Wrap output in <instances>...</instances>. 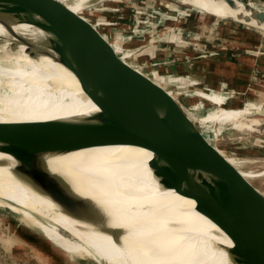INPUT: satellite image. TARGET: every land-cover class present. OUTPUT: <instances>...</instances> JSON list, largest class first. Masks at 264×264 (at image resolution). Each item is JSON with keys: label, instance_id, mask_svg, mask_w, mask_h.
<instances>
[{"label": "water", "instance_id": "obj_1", "mask_svg": "<svg viewBox=\"0 0 264 264\" xmlns=\"http://www.w3.org/2000/svg\"><path fill=\"white\" fill-rule=\"evenodd\" d=\"M80 1L0 0V25L6 31L0 44L7 42L12 51L23 46L31 57L48 56L72 72L97 105V110L85 115L0 121V153L12 159V175L49 199L62 214L118 242L122 230L108 227L93 202L51 172L45 158L104 145L148 148L152 153L148 165L160 185L191 198L195 209L228 238L230 246L225 250L230 264H264V190L231 157L234 163H230L214 143L223 130L200 126L178 100V91L172 89L179 87L175 83L183 76L176 66L192 62V57L171 52L166 62L153 54L147 60L151 73H143L130 57L151 46L150 42L136 46L142 32L139 15L101 19L100 23L110 27L106 32L84 14ZM224 1L230 7L236 5V0ZM238 1L248 14L238 15V19L220 18L264 30V6L259 9L252 0ZM75 2L81 5L80 12L70 9V3ZM20 24L29 25L39 35H20L12 28ZM161 33L155 34V40L162 42ZM163 64L168 65V73ZM205 90L222 99V93ZM221 104L216 105L219 108Z\"/></svg>", "mask_w": 264, "mask_h": 264}, {"label": "bare ground", "instance_id": "obj_2", "mask_svg": "<svg viewBox=\"0 0 264 264\" xmlns=\"http://www.w3.org/2000/svg\"><path fill=\"white\" fill-rule=\"evenodd\" d=\"M180 1L219 17L238 19V15L248 14L238 0L234 7L224 0ZM80 6L69 5L77 12ZM261 26L264 28V23ZM12 28L22 36L39 35L29 25ZM3 36L6 31L0 25V37ZM95 110L96 103L62 65L45 55L31 57L23 46L12 51L7 42L0 44V121L45 120ZM243 114L223 109L198 120L240 126ZM151 155L150 149L142 146L117 144L45 158L51 172L93 202L108 227L122 230L118 242H114L92 226L66 217L67 240L73 249L78 255L105 264H230L225 250L230 246L228 238L195 209L191 198L160 185L148 165ZM0 163V181L6 182L0 183L2 190L13 197L22 193L26 198L46 202L41 208L61 222L60 212L49 199L12 175L13 161L8 155L0 153Z\"/></svg>", "mask_w": 264, "mask_h": 264}, {"label": "rangeland", "instance_id": "obj_3", "mask_svg": "<svg viewBox=\"0 0 264 264\" xmlns=\"http://www.w3.org/2000/svg\"><path fill=\"white\" fill-rule=\"evenodd\" d=\"M247 1L249 0L243 2ZM252 1L255 7L263 8V0ZM80 2L84 14L93 21L98 22L99 26L102 27L104 24L100 23L101 19L106 21L112 20L117 15L124 17L129 16V14L139 15V28L142 32L138 38L139 43L133 41H135L136 46L146 42H150L151 46L145 48V50L143 49V51H136L130 57L133 61H136L138 67L147 70L146 73L148 74L151 71L147 60L151 59L153 54L161 55L162 59H166V62L171 58V52L173 54L174 52L187 54L192 57V60L197 61V65H200L211 56H216L215 54H225L226 59L233 60L242 48L247 47V43H259L262 39V45H264L263 29L236 20L217 17L180 0H81ZM159 3H165L164 7L168 6L169 13H159L158 9H154L153 12H156L155 17H150L151 13L148 14V12L152 10L155 4ZM165 21H170L171 24L163 29L156 23ZM238 29H249L259 39L256 37L258 40L254 41V38L248 40L240 34L236 35ZM102 30L111 31L108 26H104ZM164 31L171 32L173 35L171 37L173 43L169 44L168 41L167 46L164 42L154 38L156 33ZM166 39L163 40L166 41ZM130 43L135 45L132 41ZM172 45L178 48L175 49ZM210 45L217 46L219 50L227 51V53L220 52L218 49H215L216 51L208 50ZM257 49L258 47L243 54L252 53L264 56L256 52ZM159 52H162V54ZM188 52H191V54ZM187 59L185 58L184 61H187ZM189 63L178 64L180 73L183 76L175 83L179 87H172L174 91H178V100L190 110L192 117H195V119H200L212 109L210 112L221 111L216 110L218 109L216 104L206 101L200 96V91H207L205 87L212 88L215 94H223V96L221 95L224 103L221 104L222 107L227 109L243 107L242 110L238 109L244 112L243 116H246L240 118V126H235L230 122L200 121L198 123L206 129L223 130L222 136L217 140L214 139V143L228 156L230 163L235 161L238 168L247 173L249 179L264 190V105L260 106L262 108L249 111V107L246 106L239 95L249 92L258 93L264 97V70L259 67L253 73V75L257 74L254 75L256 79L251 75L248 81L247 79L236 81L234 75L239 74L237 67H227L225 73L230 76V83L233 84L230 86L226 83H219L217 87L210 82H206L205 78L202 79L200 69L193 75L194 72L192 73L188 67ZM246 63L249 65V61H246ZM164 66L165 64L161 67ZM165 69L168 73V65L165 66ZM209 76L212 78L217 77L214 73ZM248 85L250 89L243 91ZM255 106L257 105L255 104ZM244 175L246 176V174ZM0 183L6 182L0 181ZM13 190L18 192L16 189ZM44 203L46 202H39L31 197L26 198L22 193L13 197L0 188V264H105L78 255L70 240L69 242L67 240L69 234L66 226L69 223L66 217L68 216L60 212L59 219L62 218V220L57 222V219L41 208V204L44 205ZM74 252L77 254L76 256Z\"/></svg>", "mask_w": 264, "mask_h": 264}, {"label": "crops", "instance_id": "obj_4", "mask_svg": "<svg viewBox=\"0 0 264 264\" xmlns=\"http://www.w3.org/2000/svg\"><path fill=\"white\" fill-rule=\"evenodd\" d=\"M258 1H260V0H258ZM263 2H264V0H263ZM164 6H165V3L155 4L153 6L152 10H150L148 12V14L151 13L149 16L150 17H153V18L155 17V13L156 12H153L154 9H158L159 10V13H167L168 12V6L166 5V8ZM156 23H158V25L162 29L165 28V27H168V25L171 24L170 21L156 22ZM239 34L242 35L243 38H246V39L248 38V40H251L249 38H254V41L259 39V37L255 33H253L251 30H249V29H245V30L238 29V30H236V35H239ZM161 35H162V39L167 38L166 41L162 40V42H164L165 45L168 44V41H169V44H172L173 43V40H171V37H173L172 34L164 31V32L161 33ZM175 37L177 38V36H175ZM256 37L258 39H256ZM246 45H247V47L242 48L238 52V54H236L237 57H234L233 60H230L229 58L226 59L225 56H224L225 54H223V55L222 54H220V55L219 54H215L216 56H213V57L211 56V58L207 59L206 62L203 61L202 63H200V65L199 64L197 65V61H194L193 60L192 62H190L188 64L189 65L188 67L192 71V73L194 72L193 75H195L196 72H197V70L200 69L202 79L205 78L206 79V82H210L211 84H213V85H215L217 87H218V84L219 83H226V84H228L230 86L233 84V83H230V81H231L230 76H228L225 73L226 72V69L225 68L231 67V66H234V67L236 66L237 69H238L237 72L239 73L238 75H234L235 76L234 80L240 81V80L247 79V81H248V80H250L251 75H253V73L256 70H258L259 67H261L262 70H264V66H263L264 65V56H258L256 54H252V53H251L252 55L251 54H243V53L244 52L251 51V49H256L258 47V49L256 50V52L260 53L261 55H264V53H263L264 52V48H263L264 45H262V39H260V42L259 43H256V42H255V44H249V43H247ZM170 46H169V48H170ZM172 47H174L175 49L178 48L175 45H172ZM174 48H173V50H174ZM215 49L216 50L218 49V51H220V52L227 53V51L225 52V51L219 50V47H217V46L210 45L209 48H208V50H211V51H216ZM173 50H170V51H173ZM159 53L162 54V52H159ZM188 53L191 54V52H188ZM258 60L261 63H259ZM246 61H249V65L246 63ZM250 63H251V65H250ZM177 66H179V65H177ZM177 66H176L177 72L178 71L181 72L180 69ZM198 67H200V68H198ZM136 69H138L139 71H141L143 73L148 72L147 70H143L140 67H137ZM211 73L216 74L217 77H215V76L213 78L210 77L209 75ZM260 73H262V72H260ZM254 75H257V74H254ZM260 75H262V74H260ZM253 78L256 79V76H254ZM208 79H210L211 81H209ZM249 89H250V86L248 85V86L245 87V89H243V91H246V90H249ZM200 95L202 97L210 100L211 102H213L215 104L220 105L222 103V99H221V97L219 95H210V94H206L205 92H201ZM239 95L244 100L246 106L249 107L248 108L249 111H251V109L253 110V109L262 108L260 106L264 105L263 104L264 97H262L258 93L244 92V93L239 94ZM255 104L257 106H255ZM221 108L222 107H219L216 110H223ZM242 109H239V110H242ZM212 110H210V111H212ZM210 111L208 113H210Z\"/></svg>", "mask_w": 264, "mask_h": 264}, {"label": "trees", "instance_id": "obj_5", "mask_svg": "<svg viewBox=\"0 0 264 264\" xmlns=\"http://www.w3.org/2000/svg\"><path fill=\"white\" fill-rule=\"evenodd\" d=\"M36 217H38V216H36Z\"/></svg>", "mask_w": 264, "mask_h": 264}]
</instances>
